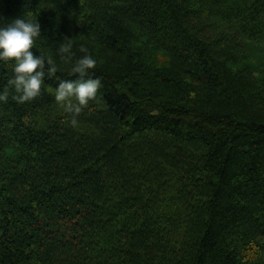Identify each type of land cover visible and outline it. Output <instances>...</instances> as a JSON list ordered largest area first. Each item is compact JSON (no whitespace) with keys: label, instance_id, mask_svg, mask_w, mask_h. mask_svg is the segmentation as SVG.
<instances>
[{"label":"trees","instance_id":"16d2710c","mask_svg":"<svg viewBox=\"0 0 264 264\" xmlns=\"http://www.w3.org/2000/svg\"><path fill=\"white\" fill-rule=\"evenodd\" d=\"M16 16L59 71L0 102V264H264V0H0ZM64 38L102 82L75 126Z\"/></svg>","mask_w":264,"mask_h":264},{"label":"clouds","instance_id":"9594fccd","mask_svg":"<svg viewBox=\"0 0 264 264\" xmlns=\"http://www.w3.org/2000/svg\"><path fill=\"white\" fill-rule=\"evenodd\" d=\"M41 37V26L37 19L30 16H16L9 23L0 24V63L11 65V78L8 79L4 91H0V102L8 99L7 87H11L18 103L31 101L41 94L44 77L56 78L58 65L51 56L35 55L31 49ZM80 52L84 53L73 60L71 38H64L58 48L60 60L70 65L69 75L75 80H58L54 89V99L65 113L71 114L70 123L75 126V119L89 102L95 100L102 87L99 77L90 70L96 68L97 60L83 45Z\"/></svg>","mask_w":264,"mask_h":264}]
</instances>
